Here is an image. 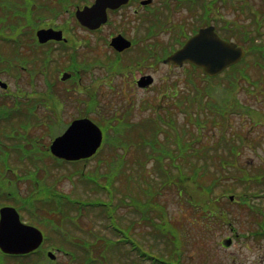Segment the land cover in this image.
Wrapping results in <instances>:
<instances>
[{"label": "rangeland", "instance_id": "obj_1", "mask_svg": "<svg viewBox=\"0 0 264 264\" xmlns=\"http://www.w3.org/2000/svg\"><path fill=\"white\" fill-rule=\"evenodd\" d=\"M38 1L33 6L30 4L31 0H0V16L4 17L3 26L0 24V78L9 84L6 93L0 89V110L3 108V114H0V207L13 206L24 223L43 229L44 243L38 256L33 250L30 251L31 255L13 258L9 257V254L0 253V264H86L84 257H88V249L93 250L94 255L91 259L95 260V263L99 261L102 264H142L135 256H138L137 252L128 251L129 245L114 244L123 237V233H127L129 237V231L132 239L143 245L150 255L178 264H264V235H258L264 232V193L261 198H247L245 203L239 200V195L244 193L254 196L249 191L258 189V192H264V179L260 177L264 175V95H262L264 74L254 61L249 58L247 66L246 63L241 65L246 69V81H243L241 72L236 71L240 78L236 82L238 85L236 91L241 88L237 92L240 101L238 103L254 108L258 118L254 113L252 116L255 120L257 118L258 124L255 126V121L251 122L245 114L231 116L223 123L210 109L200 111L208 129L202 139L193 145L195 148L199 147V154L186 157L178 154L177 162L182 168V162H187L186 169L183 168L185 176L167 185L165 184L167 178L159 173L156 161L148 158L146 160L148 149L139 144V135L143 131L146 138H152L150 132L153 120L150 118L165 116L167 110H174L175 119L181 127L190 125L185 113L175 109L172 103L165 99L164 94L172 84L180 90L178 96L183 91L190 92L191 84L185 74L192 72L178 67L170 69L168 66L157 67L156 71L148 70L155 76V82L148 89L135 86L131 80L132 76L129 75L126 87L119 77L115 79L113 89L110 91L105 79L101 78L98 107L85 104L54 105L53 102L46 104L40 100L45 98L43 94L47 93L41 82L42 76L36 74L31 86L30 81L21 80L26 75L18 78L15 76L17 74L15 69L10 71L6 68L8 62L14 61L15 53L17 56L18 51L29 55L30 59L31 55L38 57L39 60L35 64L28 65L30 69L40 67L42 57L40 58L36 51H27L30 46L26 44L27 36L37 28L35 26L42 22L43 18L51 16V11L38 5ZM41 1L49 3V0L39 2ZM241 1L243 0L233 3L229 0L230 5L221 7L220 13L227 19L240 20L242 25L246 24L245 22L251 20L250 15L235 11ZM245 1L257 11L261 9L264 12L260 0ZM154 5H159L158 0ZM12 6L19 8L20 13L11 14ZM149 14L150 12L142 10L137 18L129 15L126 22L127 24L131 22L128 27L129 38L135 33L137 36L145 34L146 26L142 24L141 17ZM161 14L162 20L173 24V29L181 23L188 25L195 21L192 13L185 9H177L169 17L165 15V11ZM62 16L65 17L64 14ZM15 20L18 22L16 25L21 27V34L25 35V38L21 39H26L23 46L18 44L20 47L15 43L16 34L8 27ZM110 20L109 24L104 26V36L118 31L120 27L117 16ZM135 25L138 28L137 32L134 31ZM247 27L251 29L252 24L247 23ZM175 31L171 29L170 32L160 33L157 41L169 40ZM99 44L102 51L103 43ZM52 53L55 56L54 52ZM135 53V50L128 51L130 59L135 57ZM4 59L8 62L6 63ZM15 62L24 66L22 61L15 59ZM128 70L130 72L131 68L127 67L123 71ZM49 72L57 74L59 71L51 69ZM100 74L102 77L103 73ZM221 75L227 79L226 73ZM134 76L138 78L140 75L137 73ZM193 81L196 84L200 83L197 77H194ZM219 81L220 78H216L211 84ZM87 82V79H84L82 84L85 90L89 88ZM214 86L218 88L216 93L219 94L221 86L218 84ZM50 87L51 84L49 89ZM54 89L55 85L52 87V90ZM16 91H34L36 95L30 96L31 99H25V96L17 93L16 96L19 98H16L13 97ZM58 92V99L61 101L63 94ZM218 98L215 96L214 100L217 101ZM182 99L186 101L187 97ZM188 105L189 112L196 114L193 102ZM83 115L96 120L104 135H110L114 131L104 132L103 125L110 126V129L115 127L120 135L110 140L112 145L104 143L102 150L93 159L85 162L82 160L66 162L53 158L49 150L52 140L65 131L72 119ZM2 117L6 121L1 119ZM129 119L131 122L139 123L130 131L127 125ZM122 121L127 124H123ZM220 127L227 129L225 131L230 136L229 144L238 146L239 154L234 155L235 157L228 153L226 148L229 145L226 146L221 141L219 136L223 130ZM187 132L186 140L190 135H196L192 125L188 127ZM158 137V140L165 142L163 135ZM214 142L215 147L212 145ZM208 146L209 149H205ZM168 161L164 160V168L172 169L173 166ZM224 162H229L230 165L226 167L224 164L223 173H220L219 163ZM196 164L205 167L203 171L205 176L202 177L204 174L200 173L197 177L202 178L199 180L196 177L197 181L189 177L191 167ZM174 172L175 169L171 174H175ZM129 174L132 176L130 185ZM133 175L135 178L139 176L140 181L150 180L151 185L159 192V195L152 199L154 210L143 214L149 217L150 221L144 220L139 212L129 206V195L144 203L148 201L144 195L145 182L134 180ZM163 177L165 179L162 184ZM212 183L215 187L211 196H208L201 188ZM223 188H227L228 191L223 192ZM177 191L181 193L178 194ZM230 195L234 197L232 201L228 199ZM215 198L218 203L211 201ZM92 200L111 201L115 206L116 219L106 218L102 208L93 207L82 211L80 203ZM71 201L79 202L80 209H76V204ZM202 206L208 211L207 215L214 213L215 210L224 212L230 224L226 225L224 218L221 217L215 219L203 216ZM153 223L161 224L159 233L152 226ZM117 228L122 232L119 233ZM229 238L232 241L230 245H224V240ZM105 242L119 250L105 251L101 247ZM88 244L90 246L87 247ZM47 251L55 254L54 260H47ZM143 264H150V261H143Z\"/></svg>", "mask_w": 264, "mask_h": 264}, {"label": "flooded vegetation", "instance_id": "obj_2", "mask_svg": "<svg viewBox=\"0 0 264 264\" xmlns=\"http://www.w3.org/2000/svg\"><path fill=\"white\" fill-rule=\"evenodd\" d=\"M93 2L94 0H49V3H47V5L54 7L57 12L43 18L37 29H50L60 32V35H52L43 44L36 42L33 46L37 49L27 50L36 51L40 58L42 57V61L40 67H35V70L29 68L30 72L21 79L29 81L33 80L36 74L42 76L43 80L41 82L44 84L47 93L43 94L45 98L40 100L46 104L53 102L54 105L58 103L63 106L85 104L86 106L98 107L101 78L105 79V84L109 86L110 91L113 89L112 86L116 78L120 77L123 85L125 87L127 85L129 70L126 72L123 70L129 67V48L117 51L109 43L110 39L116 35H122L129 40V24L126 23L129 20V2L117 9L107 11L108 21L110 22L111 18L117 16L120 24L118 31L108 33V36L103 35L105 25L90 30L80 25L75 18V11L78 8L90 6ZM106 25L108 24L106 23ZM99 42L104 45V47L102 45V51ZM17 55L22 56L29 65L35 64L39 60L37 56L32 57L31 55L30 59L29 55L18 53ZM51 69L59 72L51 74L49 72ZM64 73L67 74L65 78H63ZM100 73H103L102 77ZM84 79L88 81L87 87L89 88L87 90L82 88ZM131 80L134 83L136 78L132 76ZM53 85H55L54 90H52ZM59 87L60 90H58ZM58 91L63 94L61 101L58 99ZM34 95H36V92L32 91L29 96ZM114 113L117 115L116 111ZM85 160L82 161L85 162Z\"/></svg>", "mask_w": 264, "mask_h": 264}, {"label": "water", "instance_id": "obj_3", "mask_svg": "<svg viewBox=\"0 0 264 264\" xmlns=\"http://www.w3.org/2000/svg\"><path fill=\"white\" fill-rule=\"evenodd\" d=\"M126 0H96L95 4L83 11L77 12V18L84 25L97 27L106 20V7H116ZM40 41L49 36L45 31H39ZM113 45L122 49L127 47L123 39H113ZM244 56L241 48L225 43L214 32L206 28L191 38L185 46L171 57L175 63L181 64L188 60L196 66L203 67L208 75H215L228 65L238 62ZM150 80L146 82L149 84ZM0 86L7 85L0 81ZM101 143V132L88 119L76 120L71 123L63 135L57 137L51 144V152L67 160H78L90 157ZM42 242L41 232L33 226L21 223L16 210L12 207L0 209V249L6 254H25L35 250ZM48 256L53 258L52 253Z\"/></svg>", "mask_w": 264, "mask_h": 264}, {"label": "trees", "instance_id": "obj_4", "mask_svg": "<svg viewBox=\"0 0 264 264\" xmlns=\"http://www.w3.org/2000/svg\"><path fill=\"white\" fill-rule=\"evenodd\" d=\"M40 1V0H39ZM38 1V2H39ZM253 19H259L258 18V14H256L255 16H253ZM252 23H254V21L252 22ZM21 28V27H20ZM195 96H197V99H196V97H194V95H190V97H189V99H187V101H186V103H189V104H191L192 102H193V107L195 108L196 107V110H197V112H199V115H198V118H196V117H194L193 115H195V114H190V117H189V120H188V122H189V124L191 125L192 123H191V120L190 119H192V120H194V121H199V122H201V123H204V121H206L205 120V118L203 117V116H201V114H200V109L198 110V108H200L201 106H203V105H205V104H207V101H205L204 99L202 100L201 99V95H198V93L195 95ZM228 100H230L229 98H227ZM223 100V99H222ZM232 100V99H231ZM236 104H237V102H236ZM216 105H217V107H216V110H218V111H220V110H223V109H225V106L223 105V103H222V101L221 102H219V103H216ZM207 109H209L208 108V106H207ZM210 109H212L211 107H210ZM245 111H246V109H245ZM225 113V112H224ZM223 113V114H224ZM227 115V113L225 114V116ZM196 116V115H195ZM217 117V116H216ZM2 119V118H1ZM222 121H226L227 119H228V117H226V118H224V119H222V118H220ZM157 124H159V122L157 121ZM205 124V123H204ZM214 124H216V122H214ZM190 125H185V126H182L181 127V132H176L175 133V135H177V134H180V136H177V137H175V138H170L168 135H166L165 137L167 138V141L168 140H170L171 142H175L176 143V145H177V149H178V151L180 152V156L181 157H186V155H189V156H191V155H195V152H192L191 151V147H193V144L192 145H190V143L191 142H193L192 140H185V136L188 134V132H187V130H188V127L190 126ZM196 139H198V137L196 138ZM165 145H168V142L165 144ZM188 150L190 151V152H188ZM169 151V150H168ZM185 151H187V152H185ZM185 152V153H184ZM168 155H169V157L171 158V160H172V162H174L175 161V159H176V157H177V155L178 154H175V153H173V152H168ZM186 161H183L182 162V165H183V168L184 169H186V167H187V165H186ZM226 163V162H225ZM219 166H220V168H221V171H220V173H223V170H224V164H219ZM183 168H181V177H184L185 176V172H184V170H183ZM204 169H205V167L204 166H202V165H194V166H192L191 167V173H192V178L194 179V178H196L197 176H200V173H202V175L204 174L203 173V171H204ZM169 172V171H168ZM160 174H162L163 175V173H160ZM233 175V174H232ZM164 176V175H163ZM168 176V175H167ZM205 176V174L202 176V177H204ZM202 177H197L199 180L202 178ZM233 177H234V179H236V176H234L233 175ZM133 179L134 180H137L138 182L140 181L139 179H137V178H135V176L133 175ZM163 179H165L164 177L161 179V183L163 184ZM167 180V182H165V184H167V185H169L170 184V179H166ZM131 181H132V176H131V174H129V185H130V183H131ZM134 182V181H133ZM261 184V183H260ZM145 185L146 186H149V187H151V185H149V183L148 182H146L145 181ZM215 184H212V185H207V186H205V187H202V188H204V190L207 192V193H210V188L212 187V189H214V186ZM258 185V184H257ZM260 185H258V187H259ZM249 186H247V188H248ZM261 187V186H260ZM261 189H263L262 187H261ZM258 189H256L255 191L253 190V191H249V193L250 194H256L258 191H257ZM148 192V190L145 188V194ZM144 194V195H145ZM245 195H248V194H245ZM131 199H133V201H138L139 203L141 202L140 200H138L136 197H133V196H130L129 195V204H132V200ZM247 200H242L241 202L242 203H245ZM90 202H92V201H84V202H81L80 203V207H81V210L82 211H86L88 208H92L93 209V207H97V208H102L103 209V211L105 212V214H106V216H107V218L109 217V218H113V219H115V216H116V213H115V206L113 205V204H105V203H102V201H98V202H92V203H90ZM71 203H75L76 205H75V207L77 206V208L76 209H80V208H78V203L79 202H73V201H71ZM107 205V206H106ZM83 207V208H82ZM90 208V209H91ZM216 212V213H215ZM215 212L213 213V212H211L210 213V215H207V213H208V211L204 208V210H203V213H204V215L203 216H210V217H214L215 219L216 218H218V217H221V218H223L224 217V214L221 212V211H219V210H215ZM207 221L209 220V219H206ZM119 230H121L120 228H118ZM118 230V232L120 233V231ZM126 232L128 231V230H125ZM127 233L125 234V233H123V236L124 237H126V240H127ZM129 238H130V236H129ZM98 239V238H97ZM97 239H95L94 240V242H95V244L97 243ZM106 241V240H105ZM115 245H118L119 244V242H116V243H114ZM88 246H90L89 244L87 245V247ZM101 247L102 248H104L105 249V251H108V250H113V251H116V250H119V249H115V248H112L110 245H108V244H106V242L105 243H102V245H101ZM39 252H37V254H38ZM39 255V254H38ZM38 255H36V256H38ZM87 255H88V257H84L85 258V261H86V264H94L95 262V260H93V259H91L92 257H93V250L91 249L90 251H89V249H88V253H87ZM104 258L106 257L104 254H101ZM3 258H6V257H4V256H2ZM95 257V256H94ZM37 260L38 261H40V259H38L37 258ZM89 260H91V261H89ZM94 262V263H93ZM95 264H102V262H99V263H95Z\"/></svg>", "mask_w": 264, "mask_h": 264}]
</instances>
